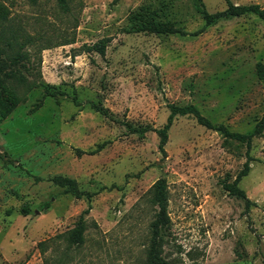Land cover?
I'll use <instances>...</instances> for the list:
<instances>
[{
	"label": "rangeland",
	"instance_id": "obj_1",
	"mask_svg": "<svg viewBox=\"0 0 264 264\" xmlns=\"http://www.w3.org/2000/svg\"><path fill=\"white\" fill-rule=\"evenodd\" d=\"M1 2L30 42L26 60L0 70V101L18 97L0 115V264H144L156 212L146 191L160 177L167 264H264V133L252 138L238 182L248 206L223 187L243 167L245 142L177 115L165 152L158 146L167 104L252 130L264 113L263 19L205 25L199 9L221 11L226 0H68L66 10L56 0ZM151 22L181 32H150ZM4 84L14 90L2 95ZM56 175L75 179L81 197ZM87 207L82 241L71 243L66 233Z\"/></svg>",
	"mask_w": 264,
	"mask_h": 264
},
{
	"label": "trees",
	"instance_id": "obj_2",
	"mask_svg": "<svg viewBox=\"0 0 264 264\" xmlns=\"http://www.w3.org/2000/svg\"><path fill=\"white\" fill-rule=\"evenodd\" d=\"M57 5L66 10L68 0H56ZM117 1V0H114ZM8 8L0 0V70L8 64L16 65L21 63L22 60H26L28 54L26 53L25 46L29 44V37H25L22 40L18 39L19 30L13 29L11 24L8 22ZM203 18L204 24L209 25L217 19H227L235 16H240L246 13H253L257 15L260 19L264 20V8L259 7L256 4H234L229 0H226V8L221 11H216L214 13H209L204 9H199ZM146 30L154 33H176L181 32L177 28L173 27L172 24L162 23V22H151L150 24L144 27ZM73 41H66L60 44H66ZM46 48V47H44ZM89 48V47H88ZM92 48L98 50L100 54L104 53V45L101 44L98 46L96 43L92 45ZM257 71L259 75L264 74L263 65L258 62L256 64ZM5 72V75L9 73ZM27 87H31V83H25ZM1 89V93H9L10 90H14V87L5 86ZM2 93V95H3ZM14 97L5 98L3 101H0V115L2 117L6 116L11 109L14 107L15 103L18 100L16 93H13ZM54 95V94H52ZM169 108V114L166 119V123L158 130L160 135L159 150L164 153V145L167 142V131L172 124L175 116L180 115H189L195 119V121L204 126L207 129L217 131L224 137V142L229 139H235L239 142H245L246 144V160L243 163V167L236 174L235 178L231 182L223 184L224 189L231 195L241 198L245 201L248 206L251 201L246 196L244 190L238 186V182L241 178L248 174L249 171V161L251 159L249 155V149L251 146V140L253 137L261 136L264 133V113L260 118L255 122L252 130L249 133H242L238 131L230 130L225 124L219 123L214 124L206 116L202 115L199 110L192 104H186L183 106L167 104ZM102 109V108H101ZM103 110V109H102ZM105 142H102L96 146V148L91 150H81L76 148V154L81 155L83 153L95 154L103 148ZM52 182L63 188L65 192L73 194L76 198H80L82 193L77 189L76 180L62 175H56L52 177ZM146 193L148 194L150 202L156 207V212L154 213V218L150 222V238L149 245L146 249V257L144 264H167L166 261L161 256L162 245L164 243L163 232L169 229L170 218L167 211L169 192L167 181L164 177L157 178L147 189ZM90 193H86V197L90 198ZM90 207L83 209L74 226L69 229L66 233V237L71 243H78L82 241V235L85 230V218L89 211ZM22 214L26 215L27 210L22 209Z\"/></svg>",
	"mask_w": 264,
	"mask_h": 264
}]
</instances>
